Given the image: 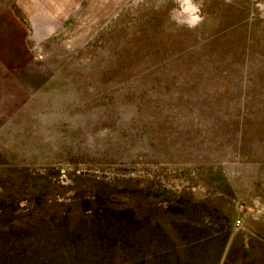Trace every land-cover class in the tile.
<instances>
[{"label": "rangeland", "instance_id": "374dc122", "mask_svg": "<svg viewBox=\"0 0 264 264\" xmlns=\"http://www.w3.org/2000/svg\"><path fill=\"white\" fill-rule=\"evenodd\" d=\"M21 4L0 264H264V0Z\"/></svg>", "mask_w": 264, "mask_h": 264}, {"label": "crops", "instance_id": "0c3cea01", "mask_svg": "<svg viewBox=\"0 0 264 264\" xmlns=\"http://www.w3.org/2000/svg\"><path fill=\"white\" fill-rule=\"evenodd\" d=\"M22 2L23 0H0V48L20 49V47H23V39L14 35L24 30V26L21 25L15 10V6L18 8L21 6V10L25 9V5L21 4ZM13 4L14 10L10 8ZM0 62L6 64L4 58L1 57Z\"/></svg>", "mask_w": 264, "mask_h": 264}, {"label": "built area", "instance_id": "2783aa9c", "mask_svg": "<svg viewBox=\"0 0 264 264\" xmlns=\"http://www.w3.org/2000/svg\"><path fill=\"white\" fill-rule=\"evenodd\" d=\"M237 225H239V223H237Z\"/></svg>", "mask_w": 264, "mask_h": 264}]
</instances>
